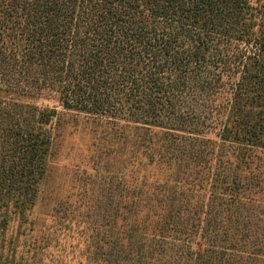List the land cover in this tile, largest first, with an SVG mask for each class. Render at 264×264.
Wrapping results in <instances>:
<instances>
[{
    "label": "trees",
    "instance_id": "obj_1",
    "mask_svg": "<svg viewBox=\"0 0 264 264\" xmlns=\"http://www.w3.org/2000/svg\"><path fill=\"white\" fill-rule=\"evenodd\" d=\"M0 264H264V0H0Z\"/></svg>",
    "mask_w": 264,
    "mask_h": 264
},
{
    "label": "rangeland",
    "instance_id": "obj_2",
    "mask_svg": "<svg viewBox=\"0 0 264 264\" xmlns=\"http://www.w3.org/2000/svg\"><path fill=\"white\" fill-rule=\"evenodd\" d=\"M35 104L40 108H51L56 106L54 100L41 99L35 101ZM60 110V109H58ZM48 174L44 187V203L50 205L56 198L66 193L71 189V184L74 178L85 177L81 174V170H104V142L95 140L94 136L88 130H83L79 127L76 132H69L67 126L61 131L59 139L55 144V154L50 161ZM86 173L88 176L90 171ZM83 173V172H82ZM88 187L95 186L94 178L88 179ZM77 180V179H76ZM48 206L44 207L43 212H47ZM32 238H44V241L61 240L67 241L64 248L71 246V252H77L75 244H70L72 240L79 237L75 235H59V234H33ZM47 239V240H46ZM69 252V251H68Z\"/></svg>",
    "mask_w": 264,
    "mask_h": 264
}]
</instances>
